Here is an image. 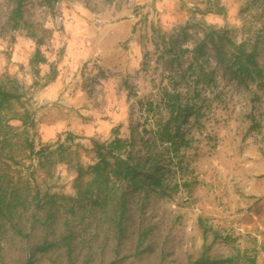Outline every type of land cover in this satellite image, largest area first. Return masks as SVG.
I'll return each mask as SVG.
<instances>
[{
  "label": "rangeland",
  "instance_id": "1",
  "mask_svg": "<svg viewBox=\"0 0 264 264\" xmlns=\"http://www.w3.org/2000/svg\"><path fill=\"white\" fill-rule=\"evenodd\" d=\"M205 26L255 45L264 67V0H0V81L18 85L33 112L25 126L12 121L19 133L0 155V182L27 207L3 221L0 264H193L204 228L216 264H264V86L237 82L206 46L200 62L214 80L195 96L192 55L182 50L204 37ZM37 50L46 62L32 63ZM165 87L202 112L182 124L190 145L171 161L166 153L169 188L130 199L120 245L100 217L86 213L71 251L59 244L34 250L44 238L57 242L64 219L74 217L67 213L73 201L60 198L75 195L73 160L86 168L96 161L95 141L142 129L153 114L145 103L160 105ZM59 146L72 153L66 161L51 164L38 153ZM142 226L151 228L149 247L136 252ZM225 258L232 262H218Z\"/></svg>",
  "mask_w": 264,
  "mask_h": 264
},
{
  "label": "trees",
  "instance_id": "2",
  "mask_svg": "<svg viewBox=\"0 0 264 264\" xmlns=\"http://www.w3.org/2000/svg\"><path fill=\"white\" fill-rule=\"evenodd\" d=\"M21 17L22 4L18 1L12 11L15 25H18V19ZM203 34L204 37L193 48L182 50L192 55V61L188 66L189 79L192 80V86L189 88L194 89L195 96L198 95L196 92L199 84L214 80L212 72L206 71L204 64L200 62L206 46L213 50L217 64L224 71L231 73L237 82L246 86L250 83H255L259 87L264 86V67L257 60L255 45L249 46L246 41L236 42L223 28L205 26ZM41 62H46V59L41 56L40 50H37L32 63ZM19 88L15 84L7 87L0 81V155L4 147L12 146L11 139L19 133L12 121L18 120L22 126H25L32 118L33 112L23 104ZM145 104L146 110L152 111L153 114H147L144 122L140 124L142 129H136L130 138L116 135L109 141H95L96 161L86 168L80 165L78 158L73 160L76 162L73 164L78 165L75 195L60 196V198L73 201L74 205L67 210V213L74 217L64 219V229L57 242L44 238L34 250L45 252L59 244L71 251L76 239L75 228L79 224V217H84L86 213L100 217V225L107 227L112 238L117 241V245H120L130 228V199L141 196L143 201L151 193L164 192L169 188L166 180L167 162L171 161L182 147L190 145L191 138L185 135L182 124L188 117L201 114V105L194 99L185 100L181 92L170 90L168 87L162 91L160 105L154 104L152 99ZM27 147L32 150V144L28 140ZM168 152L173 153V156L168 157L167 161L166 153ZM38 153L45 155L51 164L55 158L60 162L66 161L67 155L72 154L67 147L63 146L54 150L41 149ZM6 156L13 159L10 153ZM83 174H86L88 178L84 179ZM1 177L0 175V179ZM46 195L50 198L55 197L54 194ZM20 199L13 197L8 186L0 182V229L5 225L3 222L5 219L14 217L17 207L21 206L23 211L27 209L26 200ZM37 206L44 207L40 204V198ZM77 209L81 210V213H78ZM49 215L52 217L51 214ZM137 231L136 252L149 247L146 242L151 228L142 226ZM203 235L205 242L202 245V253L193 264H216L217 261L210 260L207 255L211 244L206 243V228L203 230ZM224 261L232 262V258L221 259L218 262ZM242 264H256V262L254 258H248L247 262Z\"/></svg>",
  "mask_w": 264,
  "mask_h": 264
}]
</instances>
